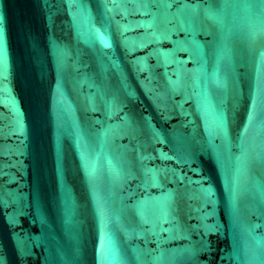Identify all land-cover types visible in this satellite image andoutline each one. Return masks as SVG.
<instances>
[{"label": "water", "instance_id": "1", "mask_svg": "<svg viewBox=\"0 0 264 264\" xmlns=\"http://www.w3.org/2000/svg\"><path fill=\"white\" fill-rule=\"evenodd\" d=\"M3 264H264V0H0Z\"/></svg>", "mask_w": 264, "mask_h": 264}, {"label": "snow or ice", "instance_id": "2", "mask_svg": "<svg viewBox=\"0 0 264 264\" xmlns=\"http://www.w3.org/2000/svg\"><path fill=\"white\" fill-rule=\"evenodd\" d=\"M2 41H3V29L0 28V44H2ZM0 264H3L2 260H0Z\"/></svg>", "mask_w": 264, "mask_h": 264}]
</instances>
